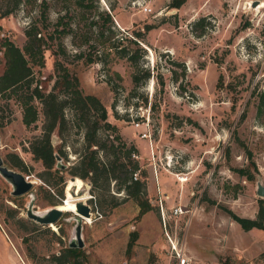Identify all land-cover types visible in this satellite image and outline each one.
Instances as JSON below:
<instances>
[{"label":"rangeland","instance_id":"rangeland-1","mask_svg":"<svg viewBox=\"0 0 264 264\" xmlns=\"http://www.w3.org/2000/svg\"><path fill=\"white\" fill-rule=\"evenodd\" d=\"M42 1L22 0L15 11L0 17V40L9 38L22 48L24 30L31 22L40 24ZM45 1L53 23L58 13L64 14L65 1ZM169 1L99 0L103 10L110 12L108 3L114 6L113 38L119 48H134L129 40L135 32L142 33L146 54L138 55L137 62L150 71V78L140 73L138 87L131 80L130 61L103 52L95 43L98 32L90 21L98 18L93 11L84 21L70 11L65 20L71 21L73 33L48 40L51 49L44 52V66H33L35 79H45L42 86L49 90L53 79L48 76L55 74L54 62L60 60L79 78L84 93L101 100L122 138L136 146L133 156L145 181L144 197L151 204L142 215L137 216L139 205L132 198L111 207L107 193L98 203L88 179L76 177L83 185L69 186L72 174L67 167L84 147L82 132L71 125L64 131L67 155L61 161L67 166L58 184L63 196H50L38 175L43 165L29 149L32 137L41 132L40 103L37 120L26 126L19 102L0 98V156L13 166L7 153L18 154L31 166L30 173L22 172L34 180L29 191L13 195L0 175V210L8 205L18 209L17 216L0 212V224L29 264H57L51 255L68 246L75 223L72 212H64L53 225L28 218L30 197L35 210L59 204L75 212L67 197L72 187L83 186L92 215L82 223L81 264H165L168 243L157 209L159 190L167 196L166 212L175 203L189 209L181 216L169 214L166 228L182 238L190 255L218 264H264L263 254L251 256L264 247V229L245 230L228 213L255 217L262 197L256 189L258 182L264 185V123L257 115V94L264 91V0L255 6V0H186L178 9H168ZM201 18L202 24H195ZM98 24L102 27L101 18ZM146 24L153 27L146 31ZM98 29L102 37L110 35L107 28ZM58 44L65 53H59ZM108 77L117 85L115 93ZM51 140L56 149L61 141L56 131ZM110 192L118 199L124 196L113 184Z\"/></svg>","mask_w":264,"mask_h":264},{"label":"trees","instance_id":"trees-1","mask_svg":"<svg viewBox=\"0 0 264 264\" xmlns=\"http://www.w3.org/2000/svg\"><path fill=\"white\" fill-rule=\"evenodd\" d=\"M21 1L1 0L0 17L8 16L15 11ZM64 1L65 4L62 10L65 12L64 14L58 13L57 19L53 23L48 17V3L45 0L41 2L44 8L40 12V24L31 22L24 30L26 39L22 48L16 46L9 38L0 40V62L3 61V70L0 73V98H15L19 102L22 108V122L26 126L37 120V102L40 103L43 112L41 132L32 137L29 142V149L32 157L43 165V169L38 172V175L48 185L46 191L50 196H53V193L63 196L62 186L59 187L58 184L64 180V169L55 166L54 152L56 151L62 157H66L67 153L64 145L67 144L64 131L71 125L82 132L84 147L76 160L67 167L68 172L78 176L77 178L81 180L88 179L91 183V190L100 204L99 199L107 193L112 197L111 207L127 198H132L139 205L137 216H140L151 208V204L144 197L145 181L139 172L141 169L138 159L133 156L137 152L136 146L122 138L116 124L108 120L107 108L101 100L94 94L84 93L79 78L60 60L56 59L54 62L55 74L48 76L50 80L53 79V84L49 90L42 86L45 79H35L33 66H44V52L51 49L48 40L59 39L67 33H73L71 21L65 20L70 11L73 12L74 16H78V20L82 21L87 19L86 13L91 15L93 11L98 20L100 18L102 20V27L98 24V20L92 18L90 21V25L95 27L98 32L95 43L101 45L103 52L109 50L116 56L130 61L133 67L131 80L138 87L141 85L140 73L143 74L145 80L150 78V71L137 62L138 55L144 56L146 54V50L141 43L142 33L135 32L129 40V43L135 46L132 48L133 50L125 46L119 48L116 43L117 40L113 38L115 35L111 15V10L114 8L113 4L108 3L109 12L101 9L99 0ZM185 2L186 0H170L167 8L178 9ZM70 15L72 16V14ZM203 20L204 18H201L195 24L200 25ZM48 27L52 28L50 32L47 31ZM99 27L107 28L110 35L102 37L103 31L99 30ZM152 27L149 24L144 26L146 31ZM85 41L89 40L86 39ZM92 46L93 44H90L89 47ZM58 50L59 53H65V48L61 44H58ZM107 53L110 54V52ZM89 61L92 60L89 59ZM112 73L118 79L122 78L117 71L112 70ZM106 82L115 93L117 85L109 77ZM257 96V115L264 123V91L260 90ZM0 117L2 118L1 115ZM54 131L61 139L56 149L51 140ZM68 145L71 147L70 144ZM7 158L13 166L21 171L31 172V166L26 164L18 154L7 153ZM135 171L138 172L136 178L133 177ZM143 172L145 173V170H142ZM82 181L80 184L69 182V186L79 188L83 185L84 181ZM111 184H113L115 191L124 193L121 199L110 192ZM83 196L86 199L88 197L87 192H84ZM51 202L55 203L53 199H51ZM67 202L69 205H73L72 196L67 197ZM0 212L8 216H17L18 209L8 205L6 209H1ZM228 213L245 230L253 227L264 229V197L258 198V209L255 217L241 216L231 210H228ZM18 218V220L23 221L21 217ZM61 231L63 232L62 228ZM261 254L264 255V251ZM83 255L82 248L66 245L59 253H53L51 259L57 264H81Z\"/></svg>","mask_w":264,"mask_h":264},{"label":"water","instance_id":"water-1","mask_svg":"<svg viewBox=\"0 0 264 264\" xmlns=\"http://www.w3.org/2000/svg\"><path fill=\"white\" fill-rule=\"evenodd\" d=\"M258 2L259 0H255L253 6H255ZM54 155L56 158L55 166L61 169H66L67 165L65 163H62L61 161L62 156L59 155L56 151L54 152ZM0 175L11 185L10 193L13 195H19L29 191L34 184V180L30 179L27 174L23 173L20 169L5 163L2 156H0ZM76 177L78 176L70 175L69 179L75 180ZM87 183L89 184L90 182ZM84 192H85L84 186L79 190H76L74 187L70 189V193L72 194V196H80ZM256 192L258 195L264 197V185L262 183L260 182L257 183ZM65 196H66V192L64 189V197L61 199V201L65 202ZM75 208H76V213L73 212L72 210L62 209L59 207V204H55L50 208H47L42 211H38L34 209V198L30 197L26 208V216L28 218L33 219L35 222L41 224H51L56 220H58V218L64 212L74 213L75 223L73 225L72 234L68 240V246L81 248L84 244L81 235L82 223L85 221L83 217L91 216L92 210L89 203H87L86 199L85 201L84 200L75 201Z\"/></svg>","mask_w":264,"mask_h":264},{"label":"built area","instance_id":"built-area-1","mask_svg":"<svg viewBox=\"0 0 264 264\" xmlns=\"http://www.w3.org/2000/svg\"><path fill=\"white\" fill-rule=\"evenodd\" d=\"M145 9L147 8L144 7V10ZM142 135L145 136L146 133L143 132ZM137 175H138V172L135 171L133 177L136 178ZM158 192L159 193L157 195V207H158L160 219L163 224L164 233L166 237L165 239L168 243V247L165 250V254H166L165 264H218L217 262L210 261V260L202 261V260L196 259L195 257H193L187 252L185 243L181 237L179 238L176 234H170L167 231V228H166L167 216L169 214L174 217L181 216L185 214L186 212H188L189 209H187L181 203H175L169 208L170 211L167 210L166 212L164 201L167 199L166 198L167 196L165 195V192L161 193L160 190ZM21 261H22V264H27L25 261L23 260Z\"/></svg>","mask_w":264,"mask_h":264},{"label":"crops","instance_id":"crops-1","mask_svg":"<svg viewBox=\"0 0 264 264\" xmlns=\"http://www.w3.org/2000/svg\"><path fill=\"white\" fill-rule=\"evenodd\" d=\"M262 251H264V247L259 248L251 256H256ZM21 260L29 264V262L21 254L7 231L0 224V264H22Z\"/></svg>","mask_w":264,"mask_h":264},{"label":"bare ground","instance_id":"bare-ground-1","mask_svg":"<svg viewBox=\"0 0 264 264\" xmlns=\"http://www.w3.org/2000/svg\"><path fill=\"white\" fill-rule=\"evenodd\" d=\"M261 4H262V1H261V3L259 4V6H260ZM180 179H185V178H184V177H181ZM69 182H70L71 184H75V183H77V178H76L75 180H71V179H69ZM72 200H73V206H72V209H73V210L75 211V213H76L75 201H79V200H84V201H85V198H84V196H83V194H82V195H80V196H72ZM59 207L62 208V209H64L63 206H60V205H59ZM90 217H91V216L83 217V218H84L85 221H86V220H89ZM51 224L53 225V223H51Z\"/></svg>","mask_w":264,"mask_h":264}]
</instances>
